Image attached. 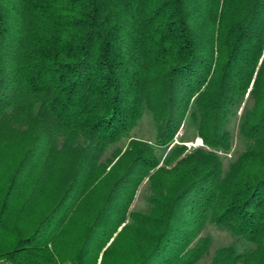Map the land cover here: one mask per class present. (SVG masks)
<instances>
[{
  "label": "trees",
  "instance_id": "16d2710c",
  "mask_svg": "<svg viewBox=\"0 0 264 264\" xmlns=\"http://www.w3.org/2000/svg\"><path fill=\"white\" fill-rule=\"evenodd\" d=\"M146 110L169 157L105 164ZM188 119L203 147L174 146ZM209 224L254 247L210 264H264V0H0V263L199 264Z\"/></svg>",
  "mask_w": 264,
  "mask_h": 264
},
{
  "label": "rangeland",
  "instance_id": "374dc122",
  "mask_svg": "<svg viewBox=\"0 0 264 264\" xmlns=\"http://www.w3.org/2000/svg\"><path fill=\"white\" fill-rule=\"evenodd\" d=\"M254 107V102L248 96L238 102L228 114L226 129L233 135L232 149L227 153H221L220 157L226 170L230 164L237 161V159L245 153L250 144L243 141L240 137L239 131L243 121L244 115L251 111ZM158 134V123L155 116L149 110H146L142 122L133 130L129 138L123 140L119 144L111 147L103 157V162L109 163L113 160L115 154L124 152L129 142L132 139H137L154 146L158 157L164 162L170 155L171 149H161L156 147V138ZM187 146L188 149H196L203 147V143L198 139L197 127L188 119L180 135L177 137L174 146ZM172 148V147H171ZM152 189L150 183L145 181L140 187L134 203L131 208L133 214H146L151 209ZM201 238H209L211 240V248L206 257L199 264H210L216 253L224 248L235 247L240 254H245L254 247L241 240L233 237L228 231L207 225ZM0 264H4L3 262Z\"/></svg>",
  "mask_w": 264,
  "mask_h": 264
}]
</instances>
